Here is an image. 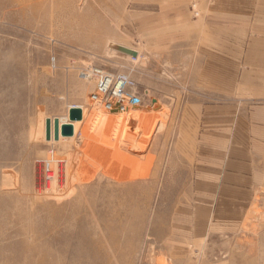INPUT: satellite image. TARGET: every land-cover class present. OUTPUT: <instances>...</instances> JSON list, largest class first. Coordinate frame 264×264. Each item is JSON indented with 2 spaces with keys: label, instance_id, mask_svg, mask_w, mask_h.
Returning a JSON list of instances; mask_svg holds the SVG:
<instances>
[{
  "label": "rangeland",
  "instance_id": "obj_1",
  "mask_svg": "<svg viewBox=\"0 0 264 264\" xmlns=\"http://www.w3.org/2000/svg\"><path fill=\"white\" fill-rule=\"evenodd\" d=\"M132 1L0 0V264H186L169 252L195 242L181 101L140 90L142 104L114 115L83 77L123 73L138 89L133 74L147 57ZM120 44L138 47L139 59L111 50ZM73 108L83 114L74 136L55 141L54 121L71 124ZM246 231L214 243H258L264 217Z\"/></svg>",
  "mask_w": 264,
  "mask_h": 264
},
{
  "label": "crops",
  "instance_id": "obj_2",
  "mask_svg": "<svg viewBox=\"0 0 264 264\" xmlns=\"http://www.w3.org/2000/svg\"><path fill=\"white\" fill-rule=\"evenodd\" d=\"M130 18L147 57L138 90L179 98L181 147L193 150L195 242L169 252L186 264H264L261 231L258 243H214L264 217V0H133Z\"/></svg>",
  "mask_w": 264,
  "mask_h": 264
},
{
  "label": "built area",
  "instance_id": "obj_3",
  "mask_svg": "<svg viewBox=\"0 0 264 264\" xmlns=\"http://www.w3.org/2000/svg\"><path fill=\"white\" fill-rule=\"evenodd\" d=\"M91 75V76H90ZM84 79L96 82L95 91L91 95V100L108 108H135L142 104V94L136 89V83L125 74H112L103 69L94 68L89 71ZM114 109V108H113ZM50 167L47 168L48 179L52 176Z\"/></svg>",
  "mask_w": 264,
  "mask_h": 264
},
{
  "label": "water",
  "instance_id": "obj_4",
  "mask_svg": "<svg viewBox=\"0 0 264 264\" xmlns=\"http://www.w3.org/2000/svg\"><path fill=\"white\" fill-rule=\"evenodd\" d=\"M117 50L125 54H130V55L135 56V53L129 49L117 47ZM69 115H70L71 124H65L61 127V129H60L59 120L56 119L54 121V140L55 141L59 140L60 133L62 137H73L74 136V126L72 123L82 121L83 119L82 110L78 108L71 109L69 111ZM46 140L47 141L51 140V120L50 119L46 120Z\"/></svg>",
  "mask_w": 264,
  "mask_h": 264
},
{
  "label": "bare ground",
  "instance_id": "obj_5",
  "mask_svg": "<svg viewBox=\"0 0 264 264\" xmlns=\"http://www.w3.org/2000/svg\"><path fill=\"white\" fill-rule=\"evenodd\" d=\"M119 45V44H118ZM120 46H122V45H120ZM122 47H124V46H122ZM126 49H129V48H127L126 47ZM111 50H115V51H117V52H119V53H121V54H124V55H127V56H130V57H132L133 59H136L137 57H138V53L136 52V51H134V50H131V49H129V50H131V51H133L134 53H135V56H133V55H130V54H125V53H122L121 51H119V50H117V49H113V48H111ZM138 59V58H137ZM114 108V109H113ZM129 110H130V108H121L120 106L119 107H117V108H115L114 106L112 107V108H108V112H112V114H114V115H128V114H131V113H129ZM130 112H131V110H130ZM129 116V115H128ZM125 117V116H124ZM129 118V117H128ZM48 120V119H47ZM46 132V131H45ZM60 139V138H59ZM59 141V140H58Z\"/></svg>",
  "mask_w": 264,
  "mask_h": 264
}]
</instances>
